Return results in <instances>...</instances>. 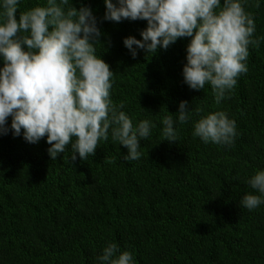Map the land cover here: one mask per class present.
<instances>
[{"label": "trees", "instance_id": "trees-1", "mask_svg": "<svg viewBox=\"0 0 264 264\" xmlns=\"http://www.w3.org/2000/svg\"><path fill=\"white\" fill-rule=\"evenodd\" d=\"M38 2L21 0L18 14ZM72 2L90 5L100 21L97 50L114 72L113 104H123L134 125L150 120L152 133L134 161L111 137L71 161L70 148L51 160L44 139L0 135V264H99L109 243L135 264H264V205L250 211L240 203L254 191L249 177L264 168V39L249 45L248 71L217 105L210 85L183 82L188 38L133 59L122 38L139 39L146 21H102L103 0ZM245 10L255 19L253 38H264V0H248ZM181 100L192 120L177 126V143L161 140V119ZM217 110L236 121L230 145L193 135L196 113Z\"/></svg>", "mask_w": 264, "mask_h": 264}, {"label": "clouds", "instance_id": "clouds-1", "mask_svg": "<svg viewBox=\"0 0 264 264\" xmlns=\"http://www.w3.org/2000/svg\"><path fill=\"white\" fill-rule=\"evenodd\" d=\"M248 0H103L102 21H146L134 35L122 38L135 59L139 51L156 54L178 39L188 38L183 82L192 90L211 86L219 105L248 71L249 45L259 47L254 17L246 12ZM21 0H0V135L22 136L27 143L44 139L51 160L71 150V161L94 155L100 141L126 149L125 161L139 160L141 142L153 124L135 125L113 104L114 72L101 58L104 35L90 5L79 8L72 0H42L18 14ZM260 0H256V7ZM100 52V51H99ZM193 135L207 144L230 145L237 135L236 121L224 111L199 115ZM189 101L161 119V140L177 143L178 125L192 120ZM160 140V141H161ZM254 190L240 203L248 210L264 205V168L247 181ZM99 264H135L133 254L117 243L107 244Z\"/></svg>", "mask_w": 264, "mask_h": 264}]
</instances>
